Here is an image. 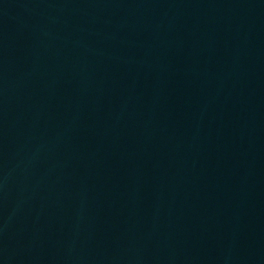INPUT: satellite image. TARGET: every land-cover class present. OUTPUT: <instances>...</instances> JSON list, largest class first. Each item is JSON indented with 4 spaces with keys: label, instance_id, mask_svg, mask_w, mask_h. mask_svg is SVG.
<instances>
[{
    "label": "water",
    "instance_id": "water-1",
    "mask_svg": "<svg viewBox=\"0 0 264 264\" xmlns=\"http://www.w3.org/2000/svg\"><path fill=\"white\" fill-rule=\"evenodd\" d=\"M0 264H264V0H0Z\"/></svg>",
    "mask_w": 264,
    "mask_h": 264
}]
</instances>
